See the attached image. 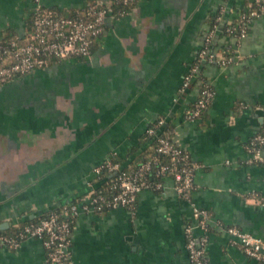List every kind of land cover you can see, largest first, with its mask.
I'll return each mask as SVG.
<instances>
[{
	"label": "crops",
	"instance_id": "obj_1",
	"mask_svg": "<svg viewBox=\"0 0 264 264\" xmlns=\"http://www.w3.org/2000/svg\"><path fill=\"white\" fill-rule=\"evenodd\" d=\"M97 5L113 0H93ZM256 0H136L108 16L89 58L55 60L0 85V229L85 198L95 167L117 154L130 162L146 129L163 117L195 162L189 197L173 175L138 194L134 209L81 211L74 225L75 264H192L186 226L206 237L211 264H264L227 231L236 225L264 238V163L249 161L250 139L264 130V12L244 37H214L234 48L228 65L203 63L214 96L203 116L186 118L197 83L182 89L203 47L210 18H238ZM69 12L87 0H40ZM34 0H0V38L24 34ZM264 154V144L261 147ZM194 205L211 215L197 225ZM0 264H49L43 242L0 246Z\"/></svg>",
	"mask_w": 264,
	"mask_h": 264
},
{
	"label": "built area",
	"instance_id": "obj_2",
	"mask_svg": "<svg viewBox=\"0 0 264 264\" xmlns=\"http://www.w3.org/2000/svg\"><path fill=\"white\" fill-rule=\"evenodd\" d=\"M136 0H113V3L129 4ZM260 5L261 12H264V4L256 0ZM93 6L88 10L90 18L80 16H58L55 12L43 6L40 0H34L33 5V27L24 34H17L7 40L0 39V85L13 81L16 78L25 76L38 68L46 67L52 58L61 60L69 57L89 58L92 53V46L95 39L104 30L105 21L108 16L124 14L122 8L114 10L112 4ZM250 15H259L258 10L240 12L239 16L249 19ZM218 19L222 15H218ZM227 35L241 38L247 34L248 29L239 28L234 24L227 28ZM216 26L208 29L203 47L199 50L200 58L206 59L209 63L228 65L233 61L234 48L231 47V54H227L223 48L213 47L211 43L216 36ZM24 36V37H23ZM194 66L184 76L182 88L188 85L192 76ZM201 88L194 106L187 110L186 118L197 119L203 109L207 108L214 96V88L207 79L200 81ZM164 122V118H158L155 125L148 126V133L155 132V126ZM264 144V131L255 134L249 142V161L264 163V154L261 147ZM158 152L168 153L172 157L170 164H163L159 173L167 170L172 172L176 180L177 191L189 197L194 184V168L189 164L191 158L189 152L184 150L177 142L168 137H159L157 146ZM156 159V158H155ZM152 159L139 165L132 172H122L111 178L109 194L101 189L96 191L92 188L90 193L83 198L63 203L58 211L41 217L36 222L25 223L14 233L0 232V246L17 248L21 242L29 237L39 238L46 249V258L49 264H75L72 253V241L74 225L77 215L84 210L100 211L117 207L134 209L137 203L139 192L151 187L147 177V171L151 169ZM181 164V167H178ZM106 168L114 171L120 168V163L110 158L103 160L95 167L97 175ZM159 187L163 185L160 181ZM264 204V201L262 202ZM194 215L197 225L207 229L208 218L211 215L207 208L194 205ZM189 258L192 264H211L206 251V237L196 239L193 224L186 226ZM227 231L238 241L244 252L264 263V238L249 231L243 230L236 225L227 226Z\"/></svg>",
	"mask_w": 264,
	"mask_h": 264
},
{
	"label": "trees",
	"instance_id": "obj_3",
	"mask_svg": "<svg viewBox=\"0 0 264 264\" xmlns=\"http://www.w3.org/2000/svg\"><path fill=\"white\" fill-rule=\"evenodd\" d=\"M261 3L264 4V0H261ZM134 4H135V2H132V3H129V4L113 3L112 4V8L115 11L118 10L119 8H122V9H124L127 12L134 6ZM93 6H97V4L94 3L93 0H87L86 4L82 8H76V9L71 10L69 12H64V11H61V10H58V9H53V8H50V9H52L55 12V14L58 15V16H80V17H84V18H90L91 15L88 14V10L91 7H93ZM254 9L258 10L260 13L262 11L261 8H260V5L257 2H253L250 5H248L247 7H245L244 9H242L241 13H243L244 11H248L250 13L251 10H254ZM33 13H34V10H33V7H32L31 15H30L29 21H28L27 31H30L32 29V27H33V22H32ZM218 15H220V13L216 14V15H213L210 18V20H209V22H210L209 28L214 27V26H216V28H217V32H216V36L217 37H223V36L227 35V33H228L227 28L229 26L234 25V24H238L240 30L243 29V28L249 29V24H250L251 20L255 16H257V15H250L249 14V19L248 18L247 19H243V18H241V16H238V18H235V19H231V20H227L226 19V20H224L223 16H222V18L218 19L217 18ZM17 34L18 33L16 31L8 29V30H5L3 32V34H2L0 39L7 40V39H9L11 37H15ZM211 46L217 47L218 46V41L216 42L214 40L211 43ZM219 48L225 49L227 54H231L232 53L231 47H229V45L226 44V43H223V44L219 45ZM55 60H57V59L52 58L50 63L55 61ZM205 62H207V60L203 59V58H200L199 54L197 53L196 60L191 65V68L194 67V66H197V68L192 71V76H191V78H190V80L188 82V85L185 88H182L183 91H186L187 88H190L191 85H193V84H195L197 82H198V84H199V86L201 88L200 81L206 79L203 76V73H202L203 63H205ZM194 102L192 103L191 107L194 106ZM207 108H205V109H203L201 111L199 117L204 115V113L206 112ZM155 122H153L149 126L155 125ZM172 133H173V127H172L171 123L168 122L165 118H164V122L162 124L155 126V132L153 134L148 133V131L146 130L145 134L143 136V138H144V140L146 142V145L143 147L142 150H140V152L134 157V159L131 160L130 162H126L125 163L124 159L121 158L120 156H118L117 154L111 155L109 158L112 161L119 162L120 163V168L117 169V170H114V171H109L106 168H103L102 171L99 173V175L97 177V182H96L97 184L93 188H95L96 191L101 189L103 192L109 194L110 184L112 183V181H111L112 177H114L116 175H119V174H121L124 171L125 172H132L137 167H139V165L141 163H143V162H145V161H147L149 159H152L153 162H152L151 169L148 170L147 173H146L147 177H148L149 181L151 182V187L152 188L159 187L157 184L160 181L163 180L164 176L172 175V172L170 170H167L165 173H159V170L161 169L163 164H170L172 162V157H171L170 154L157 151V146H158V143H159V137L164 136V137H168V138L173 139L172 138ZM189 164H190L191 167L195 168V162L192 160V158H189ZM178 167H181V164H179ZM61 205L54 206V207H52L50 209H47V210H45V212H43L41 215H39L37 217L26 219V220H21V221L15 223L14 225H12L8 229H0V232L14 233V232L18 231L25 223L36 222L41 217L49 215L53 211H58L61 208ZM106 210L107 209H103V210H100L98 212H104Z\"/></svg>",
	"mask_w": 264,
	"mask_h": 264
},
{
	"label": "water",
	"instance_id": "obj_4",
	"mask_svg": "<svg viewBox=\"0 0 264 264\" xmlns=\"http://www.w3.org/2000/svg\"><path fill=\"white\" fill-rule=\"evenodd\" d=\"M0 227H3V224H1Z\"/></svg>",
	"mask_w": 264,
	"mask_h": 264
}]
</instances>
